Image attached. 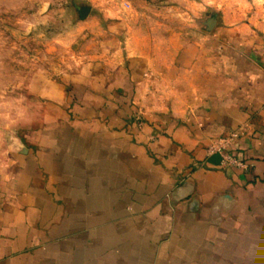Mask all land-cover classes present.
I'll return each mask as SVG.
<instances>
[{"label":"crops","instance_id":"0c3cea01","mask_svg":"<svg viewBox=\"0 0 264 264\" xmlns=\"http://www.w3.org/2000/svg\"><path fill=\"white\" fill-rule=\"evenodd\" d=\"M117 62L50 90L0 185V264H264V36L168 119L141 118L151 60Z\"/></svg>","mask_w":264,"mask_h":264},{"label":"rangeland","instance_id":"374dc122","mask_svg":"<svg viewBox=\"0 0 264 264\" xmlns=\"http://www.w3.org/2000/svg\"><path fill=\"white\" fill-rule=\"evenodd\" d=\"M261 36L264 0H0V185L52 88L144 55L141 118L168 119L186 113L191 90L217 88L242 45Z\"/></svg>","mask_w":264,"mask_h":264},{"label":"built area","instance_id":"2783aa9c","mask_svg":"<svg viewBox=\"0 0 264 264\" xmlns=\"http://www.w3.org/2000/svg\"><path fill=\"white\" fill-rule=\"evenodd\" d=\"M224 148L225 147L223 145L217 142L211 147V151H221L223 157L222 161L225 165L237 166L246 170L250 169L251 167L250 162L244 160L243 158L239 157L236 154L226 152Z\"/></svg>","mask_w":264,"mask_h":264},{"label":"water","instance_id":"95a60500","mask_svg":"<svg viewBox=\"0 0 264 264\" xmlns=\"http://www.w3.org/2000/svg\"><path fill=\"white\" fill-rule=\"evenodd\" d=\"M89 11V9L88 8H86L85 10H84V12L86 13V12H88Z\"/></svg>","mask_w":264,"mask_h":264}]
</instances>
